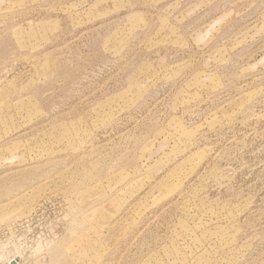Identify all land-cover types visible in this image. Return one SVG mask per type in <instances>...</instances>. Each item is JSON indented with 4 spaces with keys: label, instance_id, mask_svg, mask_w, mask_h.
Masks as SVG:
<instances>
[{
    "label": "rangeland",
    "instance_id": "rangeland-1",
    "mask_svg": "<svg viewBox=\"0 0 264 264\" xmlns=\"http://www.w3.org/2000/svg\"><path fill=\"white\" fill-rule=\"evenodd\" d=\"M264 264V0H0V264Z\"/></svg>",
    "mask_w": 264,
    "mask_h": 264
},
{
    "label": "water",
    "instance_id": "water-1",
    "mask_svg": "<svg viewBox=\"0 0 264 264\" xmlns=\"http://www.w3.org/2000/svg\"><path fill=\"white\" fill-rule=\"evenodd\" d=\"M11 264H18V262H17L15 259H13V260L11 261Z\"/></svg>",
    "mask_w": 264,
    "mask_h": 264
}]
</instances>
